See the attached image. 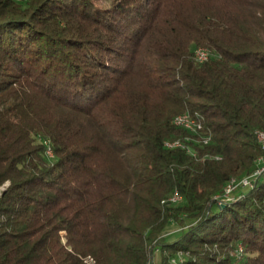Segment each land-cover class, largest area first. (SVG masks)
Wrapping results in <instances>:
<instances>
[{"label":"trees","instance_id":"16d2710c","mask_svg":"<svg viewBox=\"0 0 264 264\" xmlns=\"http://www.w3.org/2000/svg\"><path fill=\"white\" fill-rule=\"evenodd\" d=\"M258 130L264 0H0V264H264Z\"/></svg>","mask_w":264,"mask_h":264},{"label":"bare ground","instance_id":"6f19581e","mask_svg":"<svg viewBox=\"0 0 264 264\" xmlns=\"http://www.w3.org/2000/svg\"><path fill=\"white\" fill-rule=\"evenodd\" d=\"M196 51H194V57L197 61H203L204 59L207 58L208 54H209V51L206 49V48H203V47H197L195 48ZM189 117H191L188 113H180V114H177L176 116H174L172 122L175 124V125H178V126H182V123H186V125H183V127L189 129L190 131H195L197 128H199L201 123L200 121L198 122L196 120V118H194L192 116V120H194L195 124L194 125L193 123H187L189 122ZM261 134H264L263 131L261 130H258L256 131V135H261ZM180 140V139H179ZM208 140V137L207 135L202 137V141L205 143L207 142ZM259 140V139H258ZM181 141V140H180ZM180 141H177V140H173V141H165L164 144L167 146V147H173V146H177V145H182L183 143H181ZM260 142V141H259ZM48 154H51V152L47 151ZM233 178V177H232ZM231 179V178H230ZM237 179V178H236ZM239 179V178H238ZM236 180L234 179H231L229 181V183L226 185V187L229 185V184H235ZM251 182V180L249 181V183ZM251 184V183H250ZM225 187V188H226ZM178 196L174 195L172 197V199H177Z\"/></svg>","mask_w":264,"mask_h":264},{"label":"built area","instance_id":"2783aa9c","mask_svg":"<svg viewBox=\"0 0 264 264\" xmlns=\"http://www.w3.org/2000/svg\"><path fill=\"white\" fill-rule=\"evenodd\" d=\"M194 51H196V50H194ZM187 123H193L194 125H196L194 120H192V117H189V122H187ZM183 125H186V123H182V126ZM198 126H201V125H198ZM257 138L259 139L261 146L264 148V134L257 135ZM177 141H179V140H177ZM47 151L51 152L50 149H47ZM237 184H241L242 186L248 185L249 179L247 177H244V178L236 181L235 184H229L226 188H224L225 194H227L229 191H231V189L234 186H236Z\"/></svg>","mask_w":264,"mask_h":264},{"label":"rangeland","instance_id":"374dc122","mask_svg":"<svg viewBox=\"0 0 264 264\" xmlns=\"http://www.w3.org/2000/svg\"><path fill=\"white\" fill-rule=\"evenodd\" d=\"M176 227L175 224H171L169 227H168V230H170V232H172ZM156 258V257H155Z\"/></svg>","mask_w":264,"mask_h":264}]
</instances>
